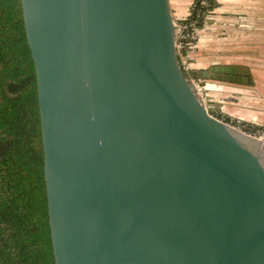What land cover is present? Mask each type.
Masks as SVG:
<instances>
[{
    "label": "water",
    "instance_id": "1",
    "mask_svg": "<svg viewBox=\"0 0 264 264\" xmlns=\"http://www.w3.org/2000/svg\"><path fill=\"white\" fill-rule=\"evenodd\" d=\"M20 2L55 264H264V137L206 93L249 69L192 82L169 0Z\"/></svg>",
    "mask_w": 264,
    "mask_h": 264
},
{
    "label": "trees",
    "instance_id": "2",
    "mask_svg": "<svg viewBox=\"0 0 264 264\" xmlns=\"http://www.w3.org/2000/svg\"><path fill=\"white\" fill-rule=\"evenodd\" d=\"M41 146L21 2L0 0V264H55Z\"/></svg>",
    "mask_w": 264,
    "mask_h": 264
},
{
    "label": "crops",
    "instance_id": "3",
    "mask_svg": "<svg viewBox=\"0 0 264 264\" xmlns=\"http://www.w3.org/2000/svg\"><path fill=\"white\" fill-rule=\"evenodd\" d=\"M194 0H169L174 19L188 15ZM198 38L188 53L193 70L213 65H240L252 81L208 78L206 90L219 103L220 117L240 118L264 125V0H214L198 27Z\"/></svg>",
    "mask_w": 264,
    "mask_h": 264
},
{
    "label": "built area",
    "instance_id": "4",
    "mask_svg": "<svg viewBox=\"0 0 264 264\" xmlns=\"http://www.w3.org/2000/svg\"><path fill=\"white\" fill-rule=\"evenodd\" d=\"M213 1L214 0H194L187 16L181 19L173 18L175 24V50L179 58V63L187 76L194 83H196V78L194 80L193 75H190V72H192V70H190L191 67L189 65V62L187 61V57H189L188 53L197 41L198 27L202 22L203 15L205 11L212 5ZM197 3L199 5V8L195 6ZM197 92L201 99L204 101L206 94H204L198 87ZM219 118L233 128L240 130L247 135L255 136L256 132H259L257 128H261L260 130H264V128L255 126L254 124L240 118H224L220 116Z\"/></svg>",
    "mask_w": 264,
    "mask_h": 264
},
{
    "label": "rangeland",
    "instance_id": "5",
    "mask_svg": "<svg viewBox=\"0 0 264 264\" xmlns=\"http://www.w3.org/2000/svg\"><path fill=\"white\" fill-rule=\"evenodd\" d=\"M188 59H187V61L189 62V65H190V67H191V69L190 70H193V63L191 62V57H187ZM190 75H191V72H190ZM193 78H194V80H195V77L193 76ZM256 126V125H255ZM262 128H264V125L262 126ZM256 129V128H255ZM258 130H259V132L257 133L256 132V134H255V137H257V138H262V137H264V130H260L261 128H257Z\"/></svg>",
    "mask_w": 264,
    "mask_h": 264
}]
</instances>
